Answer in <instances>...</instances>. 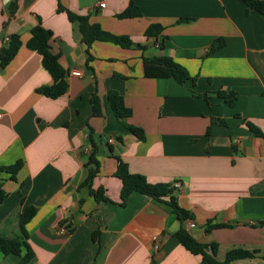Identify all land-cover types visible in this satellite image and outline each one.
<instances>
[{
  "label": "crops",
  "instance_id": "crops-1",
  "mask_svg": "<svg viewBox=\"0 0 264 264\" xmlns=\"http://www.w3.org/2000/svg\"><path fill=\"white\" fill-rule=\"evenodd\" d=\"M130 2L141 17L117 18ZM69 13L144 48L95 41L88 52ZM38 25L52 33L51 51L67 71L68 90L57 99L38 93L53 78L26 47ZM150 25L163 27L158 37L145 36ZM15 34L23 45L0 66V166L23 167L17 181L2 175L8 197L0 204V237L18 234L22 213L33 208L28 264L201 263L177 239L182 224L167 203L132 193L119 205L117 158L152 184L173 185L192 215L184 228L193 224L189 234L198 243L217 245L219 261L231 251L252 252L231 264H264V139L245 125L264 131V14L242 0H0V51ZM219 39L221 47L209 53ZM157 56L171 57L195 81L146 78L143 58ZM73 70L83 76H71ZM218 91L236 93L235 106ZM112 92L123 96L132 111L126 123L142 129L144 140L116 118ZM90 134L104 140L92 188L105 190L110 202L98 204L81 187ZM19 261L0 252V264Z\"/></svg>",
  "mask_w": 264,
  "mask_h": 264
},
{
  "label": "trees",
  "instance_id": "trees-1",
  "mask_svg": "<svg viewBox=\"0 0 264 264\" xmlns=\"http://www.w3.org/2000/svg\"><path fill=\"white\" fill-rule=\"evenodd\" d=\"M249 7L264 14V2L255 0H242ZM14 7V4H12ZM11 7V8H12ZM141 17V12L133 2H130L128 8L121 14L117 15L119 19H134ZM69 19L72 22H77L79 26V32L82 36L83 43L87 46V51L91 47V44L95 41L108 42L120 45L124 48H138L144 47L135 43L129 36H116L101 28L98 24H91L87 16H79L69 13ZM163 27L160 25H150L146 31V37H158L162 32ZM30 39L28 40L26 47L34 52H37L42 57L43 68L48 71L52 78L53 84L38 89V93L49 97L51 99H57L68 90V83L66 81L67 71L61 66L59 58L51 51L50 39L52 33L44 27L38 25L35 26L30 33ZM222 40H217L209 49V53L215 52L221 47ZM23 42L21 36L15 34L8 39V44L0 51V66L4 68L7 66L17 55ZM88 61H91V55ZM144 76L149 79H169L172 78L178 83L183 84L189 80L195 81L196 78H192L187 69L175 62L168 56H157L151 58H143ZM218 96L224 100L227 105L234 107L237 101V94L234 92L226 93L224 91H218ZM111 107L116 118L123 124V126L133 133L141 140L145 139V134L142 129L131 126L126 123V120L131 117L132 111L125 104L123 96L117 92H112L109 95ZM93 113L95 116L101 115V105L98 97L92 98ZM238 117V115H237ZM246 127L257 137L264 139V131H262L257 125L251 121H245ZM210 130L208 131L209 134ZM90 141L93 151L87 158L84 167L87 169V177L81 184V187H88L90 193L93 195L97 203L110 202L111 200L106 196V192L103 189L92 188L95 178L100 173L101 163L98 160V153L100 149V143L104 140L101 139L100 143L95 141V138L90 134ZM119 166L116 172V176L122 181V190L120 195L119 205L124 206L127 198L132 193H140L146 195L156 201L164 202L169 205L173 214L181 222V227L175 234L180 244L190 253L201 257L200 264H231L235 259L239 258H253L255 253L252 252H236L231 251L228 253L227 258L224 261H219L216 258L217 245L210 246L198 243L183 226L185 221L192 218L189 211L185 210L178 203L175 196V188L172 184L168 183H156L152 184L148 182L147 178L141 174H133L130 172L128 165L124 163L120 158ZM23 163L17 161L10 166H0V204H2L8 197V192L4 188V181L2 175H6L8 180L17 181V175L21 171ZM36 211L28 207L24 210L20 219L19 233L12 238L0 237V252L3 255H17L20 257L19 264H28L34 257L33 250L31 249L28 239L29 233L27 230L28 224L34 218ZM222 227V226H215ZM72 227H68V232L72 233ZM99 231H95L93 234V240H98ZM211 248V252L209 249Z\"/></svg>",
  "mask_w": 264,
  "mask_h": 264
},
{
  "label": "built area",
  "instance_id": "built-area-1",
  "mask_svg": "<svg viewBox=\"0 0 264 264\" xmlns=\"http://www.w3.org/2000/svg\"><path fill=\"white\" fill-rule=\"evenodd\" d=\"M100 6L101 7H105V4H100ZM6 41H8V39H6ZM71 76H75V77H82L83 76V72L82 71H80V70H73L72 72H71V74H70ZM110 142H112V141H110ZM175 187H179V184L178 183H176L175 184ZM194 225L193 224H190L188 227H186V231L187 232H189L190 231V229L193 227ZM63 232L64 233H67V231L66 230H63ZM154 249L155 250H158L159 248H160V242H159V240H155L154 242Z\"/></svg>",
  "mask_w": 264,
  "mask_h": 264
}]
</instances>
